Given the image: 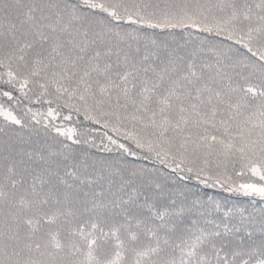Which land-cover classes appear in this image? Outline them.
Listing matches in <instances>:
<instances>
[{"label":"snow or ice","instance_id":"snow-or-ice-1","mask_svg":"<svg viewBox=\"0 0 264 264\" xmlns=\"http://www.w3.org/2000/svg\"><path fill=\"white\" fill-rule=\"evenodd\" d=\"M0 264H264V0H0Z\"/></svg>","mask_w":264,"mask_h":264}]
</instances>
